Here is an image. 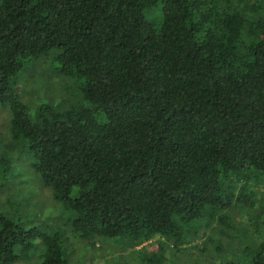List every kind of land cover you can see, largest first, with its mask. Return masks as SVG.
Here are the masks:
<instances>
[{
    "label": "trees",
    "instance_id": "16d2710c",
    "mask_svg": "<svg viewBox=\"0 0 264 264\" xmlns=\"http://www.w3.org/2000/svg\"><path fill=\"white\" fill-rule=\"evenodd\" d=\"M33 59L80 86L32 110L15 78ZM0 105V264H169L168 244L264 264V239H232L264 230V0H0ZM25 161L61 222L29 217Z\"/></svg>",
    "mask_w": 264,
    "mask_h": 264
},
{
    "label": "rangeland",
    "instance_id": "374dc122",
    "mask_svg": "<svg viewBox=\"0 0 264 264\" xmlns=\"http://www.w3.org/2000/svg\"><path fill=\"white\" fill-rule=\"evenodd\" d=\"M161 6H154L153 8L150 9L148 18L156 23H159L160 21V16H161ZM151 11L157 13L159 12L158 16L155 17ZM35 61H38V59H33L30 60L27 64H26V68L21 71L18 76L15 78V81L17 82V84L20 87V90L18 89V91H20V94L22 96V99L28 103L31 107V109L33 110L34 108H36L39 104L45 102V101H50L51 103H55L57 104L59 101V94L58 91L56 90L58 88V84L56 83L57 81L62 83L63 86L65 87H69L70 88H77L78 86H80V83L82 82V80H77V79H69V80H65L63 78L62 75L59 74V72L57 71V67L55 64H53L52 60H50V64L49 62H47L48 60L45 59L46 62L41 63V62H36L38 64H34ZM55 63V62H54ZM46 71V75H43V71ZM28 73L30 74H35L37 75V81L29 79L28 77ZM19 81V82H18ZM42 91H46V95L45 97H43L42 95L44 94ZM71 98V97H70ZM0 124L5 122L6 119V112L9 110L7 108L2 107V105H0ZM5 109V110H3ZM7 110V111H6ZM23 169V171L18 170V181L15 184L16 187V192L21 191V190H25L27 192V194H29L30 196L26 197V201L25 202L27 205L30 206L29 209V217H33L35 215H39L40 219H44V224L48 223L50 225L52 224H56L58 222H61L63 218V216H61V214H59L60 211V207L63 206L62 202L56 201L53 198L52 195V191L49 187H44L40 184L36 185L35 182H33V179L31 178L32 176H28V162L25 161L23 162V165L21 167ZM23 172V173H22ZM23 175V176H22ZM20 177L23 179H20ZM5 207H3L4 209ZM240 206H233L231 209H223L220 213H223V215H225V217L228 218L227 223L229 224H234V219L238 222L242 221L245 216L248 217L247 214V210H241L239 209ZM235 232L233 234L232 239L237 241L239 238L240 240H243L244 236L247 237V239H245L247 242L248 240H251L253 245L254 243H256V240H262L264 239V230H256L255 228H252V226L250 225H246L245 226L242 225H237L235 223ZM250 226V227H249ZM264 225L261 226V228ZM224 240H226L227 238L224 237ZM116 241H118L115 238H108V237H103L101 238V242L103 247H105L106 244H110L112 242H115V245H113L112 247H108L109 252L106 254H104V252H102V254H104V257H111V256H118L121 257V259H115V263L121 261L122 263L127 259V257L129 258H133L134 252L130 249H126L124 251L121 250V244L120 243H116ZM228 241V239H227ZM243 242V244L241 243L240 248L241 249H245L247 246H249V243ZM226 244V242H224V245ZM74 246V250H73V257H75V255L77 254H83L86 253L87 256H91V251L83 244V243H79L77 241H75ZM144 247H146L147 250H149V252H155L157 250H159L160 248V244L156 242V240L153 241H149L143 244ZM165 249L163 251L164 256L167 258V262H169V264H191L190 260H195L196 257L198 255H200L201 251L195 247H188L186 244L185 245H180L179 248H174L171 244L169 246L165 245ZM141 246H138V248ZM103 249V248H102ZM105 249V248H104ZM191 249L193 250V254H191ZM106 251V250H105ZM240 254L237 257V260L242 263L247 262L249 260L248 257L243 256L242 255V251H239ZM101 254V253H100ZM120 254H123V256H120ZM106 255V256H105ZM192 255V256H190ZM190 258V260H189ZM37 260H39V258H37ZM203 264H218L216 261L211 263L208 261L207 258H204V261H202ZM20 264H25V263H20ZM244 264V263H242Z\"/></svg>",
    "mask_w": 264,
    "mask_h": 264
}]
</instances>
